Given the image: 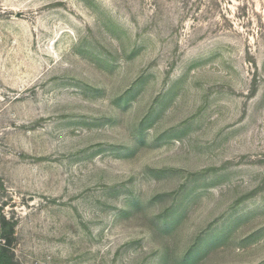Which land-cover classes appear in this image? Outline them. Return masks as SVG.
<instances>
[{"label": "rangeland", "instance_id": "374dc122", "mask_svg": "<svg viewBox=\"0 0 264 264\" xmlns=\"http://www.w3.org/2000/svg\"><path fill=\"white\" fill-rule=\"evenodd\" d=\"M15 264H264V0H0V243Z\"/></svg>", "mask_w": 264, "mask_h": 264}, {"label": "trees", "instance_id": "16d2710c", "mask_svg": "<svg viewBox=\"0 0 264 264\" xmlns=\"http://www.w3.org/2000/svg\"><path fill=\"white\" fill-rule=\"evenodd\" d=\"M4 243H0V264H15L13 250V234L4 235L1 237Z\"/></svg>", "mask_w": 264, "mask_h": 264}]
</instances>
